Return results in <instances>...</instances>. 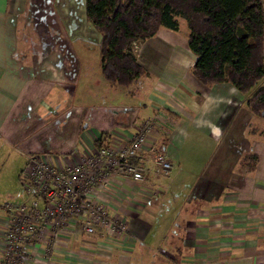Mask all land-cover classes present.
Masks as SVG:
<instances>
[{
    "label": "crops",
    "instance_id": "obj_1",
    "mask_svg": "<svg viewBox=\"0 0 264 264\" xmlns=\"http://www.w3.org/2000/svg\"><path fill=\"white\" fill-rule=\"evenodd\" d=\"M188 35L181 20L178 31L161 28L136 42L147 74L122 87L103 77L100 54L94 67L87 50L72 45L100 40L86 21L85 0H0V153L7 147L27 162L29 155H68L82 139L120 147L155 117L145 152H166L173 165L165 181L117 177L103 193L111 213L128 224L125 237L74 230L58 240L51 260L35 256L25 264H264V119L232 85L196 80ZM252 154L256 164L246 160ZM180 183L185 205L149 244L139 217Z\"/></svg>",
    "mask_w": 264,
    "mask_h": 264
},
{
    "label": "trees",
    "instance_id": "obj_2",
    "mask_svg": "<svg viewBox=\"0 0 264 264\" xmlns=\"http://www.w3.org/2000/svg\"><path fill=\"white\" fill-rule=\"evenodd\" d=\"M85 15L100 36L102 75L113 85L130 87L145 76L134 44L161 28L178 31L181 20L197 56L192 73L199 83H228L247 94L264 77L263 0H85ZM246 106L264 119V87ZM246 160L256 164L258 157L247 155Z\"/></svg>",
    "mask_w": 264,
    "mask_h": 264
},
{
    "label": "built area",
    "instance_id": "obj_3",
    "mask_svg": "<svg viewBox=\"0 0 264 264\" xmlns=\"http://www.w3.org/2000/svg\"><path fill=\"white\" fill-rule=\"evenodd\" d=\"M155 119L140 122L120 147L82 139L68 155H29L21 181L32 200L6 206L0 264H25L35 256L49 261L58 240L74 230L91 236L101 228L109 237H125L128 224L111 213L103 193L117 177L139 184L170 175L173 165L166 152H145Z\"/></svg>",
    "mask_w": 264,
    "mask_h": 264
},
{
    "label": "rangeland",
    "instance_id": "obj_4",
    "mask_svg": "<svg viewBox=\"0 0 264 264\" xmlns=\"http://www.w3.org/2000/svg\"><path fill=\"white\" fill-rule=\"evenodd\" d=\"M72 45L75 49L85 48L88 52L86 59H90L92 61L91 64L94 67L99 66L100 52L97 41L90 40L87 43L82 40H75L72 42ZM263 87L264 77L258 81V83H256L246 95L252 96L256 91ZM116 98H120V94L117 93ZM26 164V160L20 155H17L16 152H13L10 148L5 147L3 152L0 153V212L3 211L5 213L4 206L7 204L20 205L32 200L31 196L25 192L23 184L20 182L21 174L26 167ZM189 175L192 180L193 175ZM159 179L165 181L164 177H160ZM175 180L176 179L172 180V183H174ZM177 180H180V176H178ZM185 181L190 180L186 179L182 182ZM181 183L176 186L174 185L172 192L154 198V201L148 205L147 211L139 217V219L143 220L148 225V233L146 234L147 236L145 237V240L149 244L161 240L160 236L164 235L163 225L168 223L171 219L173 221L175 215H177V209L180 210L185 205V192L182 190L185 188L181 186ZM173 215L174 217H172ZM174 229L175 227H172V230ZM172 230L169 233H166L167 239H171L175 234ZM147 262L148 261L145 260L143 264H152L151 262Z\"/></svg>",
    "mask_w": 264,
    "mask_h": 264
}]
</instances>
